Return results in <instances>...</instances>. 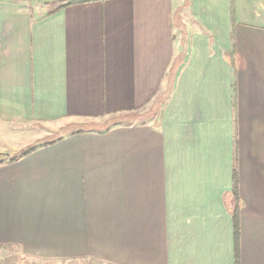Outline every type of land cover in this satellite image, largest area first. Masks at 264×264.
<instances>
[{"label":"crops","instance_id":"crops-1","mask_svg":"<svg viewBox=\"0 0 264 264\" xmlns=\"http://www.w3.org/2000/svg\"><path fill=\"white\" fill-rule=\"evenodd\" d=\"M36 1L0 0V260L264 264V0Z\"/></svg>","mask_w":264,"mask_h":264},{"label":"rangeland","instance_id":"rangeland-1","mask_svg":"<svg viewBox=\"0 0 264 264\" xmlns=\"http://www.w3.org/2000/svg\"><path fill=\"white\" fill-rule=\"evenodd\" d=\"M35 3L37 5H39L40 7H42L44 12H49V11L56 9L61 4L66 3V0H37ZM149 110H151V109H149ZM153 110L154 111L152 112L153 113L152 115L157 116V114H155L156 110L155 109H153ZM158 111H159V108H158ZM129 118L131 119V122H133V123L135 122L136 119H138L137 121L139 122V115H136V117H133L131 115V116H129ZM125 120L126 119L124 118V116L117 117L115 120L108 118L107 120H105L106 124L104 123V125H102L101 129H105V127L107 128L108 126H110L116 122H121L123 124L130 122V120L127 122ZM95 125L96 124L91 123V125L88 124L87 126H85V128L92 127ZM56 137L57 136L55 134L51 138L55 139ZM0 264H110V263L100 262V261H96V260H87V259L82 260V261H66V260H60V259L33 258V257H27L25 255H20L16 252V254L15 253L8 254L3 260H0Z\"/></svg>","mask_w":264,"mask_h":264},{"label":"trees","instance_id":"trees-1","mask_svg":"<svg viewBox=\"0 0 264 264\" xmlns=\"http://www.w3.org/2000/svg\"><path fill=\"white\" fill-rule=\"evenodd\" d=\"M34 148H30L26 151H24L22 154L14 157V159H18L23 155L29 154L31 151H33ZM5 158L4 155H0V160H3ZM233 196H234V202H235V207L233 210V221H234V230H235V235H236V244L238 247V235H239V216H238V203H239V195H238V190H237V182L236 178L234 177V187H233Z\"/></svg>","mask_w":264,"mask_h":264}]
</instances>
